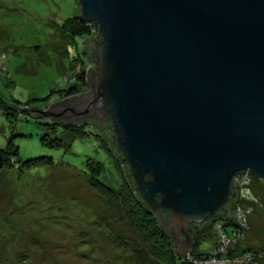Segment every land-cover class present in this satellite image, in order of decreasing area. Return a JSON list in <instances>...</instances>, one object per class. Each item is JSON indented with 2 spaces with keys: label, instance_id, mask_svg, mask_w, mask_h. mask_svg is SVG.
<instances>
[{
  "label": "water",
  "instance_id": "obj_1",
  "mask_svg": "<svg viewBox=\"0 0 264 264\" xmlns=\"http://www.w3.org/2000/svg\"><path fill=\"white\" fill-rule=\"evenodd\" d=\"M94 23L87 92L47 109L110 119L139 198L173 235L264 179V0H78ZM85 54V55H86ZM192 237H178L176 253Z\"/></svg>",
  "mask_w": 264,
  "mask_h": 264
},
{
  "label": "rangeland",
  "instance_id": "obj_2",
  "mask_svg": "<svg viewBox=\"0 0 264 264\" xmlns=\"http://www.w3.org/2000/svg\"><path fill=\"white\" fill-rule=\"evenodd\" d=\"M77 14L78 0H0V148L15 147L20 160L0 170V264H250L227 262L219 252L235 240L264 248L263 178L238 180L228 209L237 222L232 238L225 222H194L190 235L201 241L178 254L176 239L157 236L143 214L126 161L96 125L85 124L69 141L68 129L65 144H50L51 121L42 111L88 91L82 81L69 96L62 87L91 66L83 35L62 32L61 21ZM207 248L208 257L196 254Z\"/></svg>",
  "mask_w": 264,
  "mask_h": 264
},
{
  "label": "trees",
  "instance_id": "obj_3",
  "mask_svg": "<svg viewBox=\"0 0 264 264\" xmlns=\"http://www.w3.org/2000/svg\"><path fill=\"white\" fill-rule=\"evenodd\" d=\"M61 28H62V32L64 34H67V36H69L70 38H73L74 36H76L78 34L83 35V39H82V45H83L82 49L83 50L85 47V45H84L85 40H93L96 42L100 38V35L97 32L96 24L87 23V22L83 21L82 18L80 17V14H77V16L73 15V16L66 17V19L61 21ZM90 36H91V38H90ZM83 40H84V42H83ZM84 52H85V50H84ZM86 56H87V54H86ZM87 59H88L87 62L92 66L93 61H92L91 56L90 57L87 56ZM1 70L2 69L0 67V71ZM87 71H88V69L83 70L82 72H80V75H78V76L76 75L77 78L75 77L73 79V82L68 84L65 81L64 84H62V87H65L64 88L66 91L65 96H69L70 94H75L76 92H78L76 89V86H77V84H79L80 81H82L85 85H87V80H88L87 79L88 78V72ZM0 102H1V100H0ZM18 103H19V101H17V104ZM3 105L5 107H8V106H6V104H3ZM59 111H60L59 108L56 110L52 108V109H47V110L42 111V114L45 115L46 117L48 116V118L51 121L50 124L48 125V127L51 128L52 132H53L52 133L53 135L48 137V138H50L49 139L50 144L58 145V146L65 144V136L67 135V132L69 130H70V133H69L70 137L68 138V141L71 140V138H74L71 136L76 135V133L78 135H82V133L84 131H86L85 124L90 123L91 125H93V124L96 125L98 135H100L104 140L110 141V143H111L110 149H112V152L116 156V158H119L121 160H125L122 157V154L119 151H117L114 136L112 135V131L110 129V122L111 121L109 119V116H106L102 121H98L94 118L93 119L91 118L87 121L86 120L85 121L84 120L75 121L72 119H68L65 115L59 114L60 113ZM55 128H57V131H53ZM55 132H57V133H55ZM66 140H67V138H66ZM14 156H15V160H16L17 164L20 165L18 152L16 151L15 147H13V148L12 147L11 148H9V147L0 148V170L3 169L5 164H8L7 160L9 161L10 158H12ZM32 160H34V159H32ZM34 161H36V160H34ZM22 163H26V162L23 161ZM127 168H128V166L126 163L125 169H126L127 175L130 176V178H129L130 184L129 185H130L132 191L134 192V199L136 200L137 203H139L140 209L143 211V214L149 216L152 220H154L155 225L158 229L157 230V236H160V237L162 236V238H164L165 240L167 238L170 240H175L180 236L187 237L190 239L191 235H192L191 229H192L194 224L193 223L190 224L182 233H178L176 235L170 234L166 230V227H167L166 224L168 223L167 217L170 213L168 211L162 212L163 214H165V216L162 217V216H157L156 214H152L148 211L147 205L145 203H142V201L139 198L138 191L136 190V188L134 186L132 176H131V174H129V171ZM242 173L247 174V176L250 179H252L253 181H257V180L262 179L259 176L254 177V176L250 175L248 171H244ZM71 175H72V173H71ZM238 186H239L238 182L235 181V179H234V182L232 184V190H231V193H230L229 198H228L229 200L225 204H223L222 209L217 214H215L214 216H212L211 218H208L206 220V221H210L211 224L214 222L212 225L215 224L216 228H217L218 222H215V221H217V220H220V222H223V223L225 222L226 226H231L229 233L225 229L226 226L224 228L225 231L228 233V235L231 236V238L233 237L234 228H235V226H237V222L235 221L233 215L229 214L228 209H229V207L232 208L234 205L233 200H234V196H236V194H237ZM244 193H245V196L249 199L254 197V194H251L246 189L244 190ZM198 234L202 237V234H204V232L202 231ZM164 239H162V240L160 239V240L164 241ZM192 241L194 244L195 243L197 244L198 242L200 243L201 238L199 240H196L195 237H193ZM234 243H235V245L232 244L229 246L230 250H225V251L222 250L220 252L221 256H223L224 259L227 258V260H229L227 262H231V259H237V258L248 259V258H250V259H248V261H251L252 264H263L264 263V248L260 247L259 251H258L256 248L252 247L250 244L241 243L240 241H236V240ZM209 247H212V246H209ZM174 251H175V249H173V252ZM209 252H210V250H208V248L205 250L199 249L196 254L202 255L203 257H205L208 255ZM190 253H192V251ZM248 261H246L244 263H247Z\"/></svg>",
  "mask_w": 264,
  "mask_h": 264
},
{
  "label": "built area",
  "instance_id": "obj_4",
  "mask_svg": "<svg viewBox=\"0 0 264 264\" xmlns=\"http://www.w3.org/2000/svg\"><path fill=\"white\" fill-rule=\"evenodd\" d=\"M240 175H241V176H240ZM236 178H237V179H236ZM239 179H245V180L248 181L250 178L247 176V174H245V173H244V174L241 173V174H238L237 177H235V181L238 182ZM245 180H244V181H245ZM238 184H239V182H238ZM239 188H240V186H238V189H239ZM238 189H237V190H238ZM217 226H218V225H217ZM221 251H222V250H221ZM221 251H220V252H221ZM220 252H219V253H220ZM220 254H221V253H220ZM207 257H208V256H207ZM208 259H212V257H209ZM208 259H207V261H208ZM216 259H217V258L214 256V258H213L212 260H210V261H213V262H214V261H216ZM248 259H250V258H248Z\"/></svg>",
  "mask_w": 264,
  "mask_h": 264
}]
</instances>
